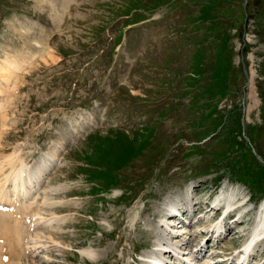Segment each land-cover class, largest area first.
<instances>
[{"label":"rangeland","instance_id":"374dc122","mask_svg":"<svg viewBox=\"0 0 264 264\" xmlns=\"http://www.w3.org/2000/svg\"><path fill=\"white\" fill-rule=\"evenodd\" d=\"M205 6L0 0V69L12 73L8 79L0 71V187L13 178L12 162L34 169L59 149L32 190L40 193L42 239H29L37 256L23 255V263L144 264L158 240L177 244L164 224L171 204L197 214L187 226L192 233L218 221L203 201L223 187H240L256 209L264 204V0L222 2L217 42L198 21ZM217 62L229 68L222 94ZM200 201L202 208L193 206ZM248 215L239 225L228 219L233 229L208 257L237 263L235 253L252 244L256 215ZM14 220L0 218L1 239ZM204 236L183 246L192 258L204 238L215 244L212 233ZM11 245L5 241L4 254ZM253 247L251 264H264V241Z\"/></svg>","mask_w":264,"mask_h":264},{"label":"bare ground","instance_id":"6f19581e","mask_svg":"<svg viewBox=\"0 0 264 264\" xmlns=\"http://www.w3.org/2000/svg\"><path fill=\"white\" fill-rule=\"evenodd\" d=\"M12 68H14V66ZM3 69H5V70H3ZM6 69H7V71H6ZM8 69L9 68H7V66H5V67H2L0 69V71L1 72L6 71L3 74L4 75L3 77H8V79H10V77L12 76V73H10L9 72L10 70H8ZM250 82L253 84L252 78H251ZM252 86H251V89L253 91L254 89ZM251 96L253 98V95H251ZM58 150H54L53 152H50V154L46 158V161L43 164H35L34 169H33V167L26 166L23 163L21 166L19 164L17 166V165H15V163L12 162V164H13L12 165V168H13L12 171L14 173H12V171H11L12 174L10 173L11 175L9 174L10 175L9 177L10 178L13 177V178L11 180H7L6 183L4 181L3 185L0 187V202H2V203L14 202L15 200L10 197V195L12 193H14L16 196L19 193H25V199L24 200L21 198V196H19L18 201H20L22 203H24V202L26 203V199L29 200L30 196H33L32 197L33 200L30 202H27L26 204H19V205L15 204L14 205V211H9V212H1L0 211V218L1 217H13V216L15 217L14 221H9L8 224L6 223L7 227H9L8 232L6 234L7 237L5 239H1V237H0V264H29V262L23 263L24 258H22V256L23 255H25L26 257L33 256L32 259H34V257L37 256L36 251H35V250H37V248L33 252H29L28 251L29 248L27 246L30 242L29 239H32L33 236L38 233L37 228L39 226V223H37V220H38L37 217L41 213V211H40L41 208L38 209L36 206V204H38V202H39V200L36 198V196L39 195L40 193H36V191H35V194L32 195V190H34L35 188H37L41 185V179L43 178L47 169H49L50 166L53 165L57 161L56 158L58 155ZM0 165L2 168V169H0V173H2V171L4 170V167L2 164H0ZM14 165H15V167H14ZM6 186H7V190H6ZM243 191L240 187H234L232 189L230 188L229 190L226 189L224 192H222L220 194L218 193L219 195L214 198V200L211 203L213 208L209 209L208 206H203V207L206 210L208 209V211H215L214 212L215 214L212 213L215 217H216V209L218 208L219 205H222L226 209V211H229L230 209L235 210L236 212L238 211V215H237V213H235V216L237 215L236 216L237 220L234 223L236 225H239L240 223H242L243 217L244 216L247 217V215L250 213L249 212L246 214L245 208L242 207L241 196L245 195ZM189 192L190 191H188V193ZM192 192H194V190ZM185 195L187 196V192L185 193ZM191 195H192V193H191ZM42 199H43V197H42ZM46 199H47V197L44 198V201ZM205 203L206 204L210 203L209 197H208L207 201H205L203 204H205ZM43 204H44V202H43ZM178 204H180V203H178ZM178 204H176V205H178ZM190 204H188V205L185 204V206L183 205V208L185 209L187 206L189 207ZM201 204H202V202L200 201V202H196L195 205H193V206L197 207V206H200ZM176 205L175 206H173V204L170 205V209H171V213L169 215L170 217L167 220H165L164 224H165V227L167 230L166 231L167 240L178 239L176 241L177 244L169 246L166 243V240H165V242L163 240H158L156 242V244L154 245L153 250L144 254V256H143V263L144 264H199V260L197 261V259L200 258V256H202V258L205 257L206 253L208 252L207 249L209 247H211L208 245L209 241L207 242V240L206 241L201 240L199 242V245L197 246L196 250L194 251V254L197 255L196 258H194V259H192V257L189 256L190 254H186L187 250L189 248L188 249H187V247L183 248V246L192 245L194 240L196 241L200 237H205L204 234L208 236L211 233H212L211 241L213 240V242H215L216 245H218L220 243L221 239L226 236V235L223 236L224 231H226V234H227V232L230 231L232 228L231 224L229 222L225 221L226 218H222L220 220L218 219V221L215 223H213V221H212V223L209 225V227L206 230H202L200 232H198L199 231L198 230L197 231L198 233L196 231H195V233H192L191 231H189L187 229V226L193 224V220H192V223H190L189 219L191 216L193 218V215H195L196 213L193 212V214H192V211H190V212L188 210L185 211L186 209L180 210V208H181L180 205L179 206H176ZM42 206H39V207H42ZM50 206H51V204H50ZM232 206L234 208H232ZM167 207H169V205ZM253 212L255 213L256 216L254 218L255 219V225L253 228V233L251 234L252 235L251 236L252 241L250 240L252 242V244L251 245L249 244V246H245V248H243V250L239 251V253L238 252L235 253V257H237V261H238L237 264H251V261L253 259L251 257L254 254L252 248H254L253 247L254 245L257 246L262 241V239L264 238V204H262L260 206V208H257ZM173 213L179 214L182 217V219H184L185 221L178 219L176 216H174ZM187 213H188V215H187ZM29 215H32V217H33V218L30 217L29 221L32 222V219H33L34 223L28 224V221H27V223L23 227H21L19 230L15 229L16 226L18 225V223H20V220L22 218H24L25 216H29ZM39 220H41V218H39ZM47 221H49V220H47ZM175 221L177 222V224L175 223ZM33 228H35V229H33ZM177 229H182V230L179 231ZM33 230H36V231L34 233L33 232L31 233V231H33ZM37 237L38 236L36 235V237L33 238L32 240H37V239L40 240V238L42 239V236L40 238L39 237L37 238ZM43 237H45V235ZM172 237H175V238H172ZM214 237H215V239H213ZM10 239L12 241V245H11V251H9L10 256H8V255H4L6 250H5V248H3L2 245L5 244V241H8ZM204 239H206V238H204ZM51 240L52 239H50V241ZM51 243H53V242H51ZM45 244L47 245L46 242H45ZM46 247L44 245V249H46ZM15 248H17V249L15 250ZM39 248L41 249V247H39ZM216 248H218V247L216 246ZM205 251H206V253H205ZM168 253L170 256L166 257L165 255ZM83 254L85 256H87L92 261L98 260L96 253L92 250H87V251L83 252ZM194 254H191V255H194ZM223 257H224L225 261L229 262L227 260V257H231V256L224 255ZM253 257H255V255ZM29 260H30V257H29ZM31 264H35V263H33V261H32ZM203 264H223V263L221 262V260L214 261L212 259V260H205Z\"/></svg>","mask_w":264,"mask_h":264},{"label":"trees","instance_id":"16d2710c","mask_svg":"<svg viewBox=\"0 0 264 264\" xmlns=\"http://www.w3.org/2000/svg\"><path fill=\"white\" fill-rule=\"evenodd\" d=\"M224 1L225 0H202V2L206 6L201 8L198 21L201 24L209 23V31L207 32L206 35L210 36L212 41H214V42H217V40L221 36L220 33L217 32L220 30V21H218L219 18H217V16H215V11H216L217 7L220 6L222 4V2H224ZM213 12H214V18L211 16V14ZM226 40H227V38L225 39V41L223 40L219 44L220 55L223 53H226V51H225V49H226L225 45L227 43ZM203 51H204V49L197 52L198 53L196 56L197 59L199 58L200 54L202 55ZM202 64H203V59L201 58L199 60L197 68L194 70L195 74H198L201 71ZM218 66L219 67L221 66V70L218 68ZM217 68H218V70H217L215 77H214L215 85L217 87L216 86H214V87L218 88L222 94L223 89L225 88V84L227 82V76H228L229 68L227 69L225 67V69H223V65H221L220 63L217 64ZM223 86H224V88H223ZM223 94L225 95V92Z\"/></svg>","mask_w":264,"mask_h":264}]
</instances>
